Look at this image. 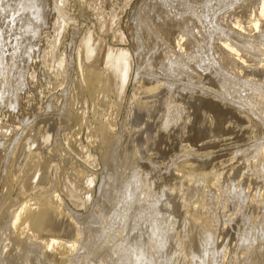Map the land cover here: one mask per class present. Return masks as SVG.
Listing matches in <instances>:
<instances>
[{"label": "bare ground", "instance_id": "bare-ground-1", "mask_svg": "<svg viewBox=\"0 0 264 264\" xmlns=\"http://www.w3.org/2000/svg\"><path fill=\"white\" fill-rule=\"evenodd\" d=\"M130 1L131 0H125L122 2L123 4L121 6L113 5L110 11H106L103 8V5L105 4H103L102 0H82V1L77 0V2H75L76 6H78L77 10H79L81 13L84 12L85 13V14L83 13L84 16H86L88 18V21H90L92 24V26L89 25L91 26L89 27V29H86L85 31H81V32H80L81 29H79L76 26V22L73 21V18H70V20H68V18H66V16L64 15L63 12H66V10H68L67 8L65 9V0H58L57 3L53 1L55 3L53 7V12L56 11L59 14V16H57L58 17L57 21L55 20L58 26L56 29L54 28L55 29L53 30L54 33L50 36V39L48 38L49 42L47 43V47L44 48V51L43 53H41L40 56L41 59L38 60L40 65L47 66L48 69V70L45 69L47 70V72L45 71L42 72V70L45 67H41L42 76L41 75L39 76H41L42 78H44L45 76L47 78L54 77L53 81L57 82V80L59 79L60 81L64 80L61 74L65 73L66 74V76H64L65 81L67 80L69 82L70 80H72L70 79L71 76L75 75V78L72 80L74 82L71 83L72 85L70 87V90L73 87V89L70 91L71 100L69 99L67 100L69 103L68 105L69 107L67 106L68 108L66 109L65 114H63L64 112L61 113L63 115L62 122L67 125V126L65 125L67 129L69 128V126L72 125L76 127L82 126V124L85 123L84 121L88 120L87 118L88 106H90L89 104H91L92 108L90 107L91 109H89V113L90 114L92 112L94 113L93 114L94 116L93 115H92L93 117L91 116L92 119L90 118L91 122L93 118L94 120L96 119L95 120L96 123L98 122L97 123L98 126L94 127L93 130L94 134L92 136L93 138H95V140H97L98 138V140L100 141L101 149L103 148L105 150V153L99 152V154L93 155L92 154L93 152L89 150L90 149L89 143L91 146L92 142L88 141L89 143L87 145L85 144L80 146V142H79L80 140H78V138L77 139L75 138L77 136H75L74 137L75 139L73 140L72 139L73 133L69 134V132H71L69 129H68L69 130L68 134L72 135V138L71 139L67 138V136L64 135V133L67 132L66 129H64L65 132L62 131V127L64 126L61 121L60 122L62 124L60 123L59 125L60 126L62 125V127H60L61 129H59L58 127L59 132L57 131L54 135H50L46 133L47 130L44 133L42 129L38 128V126H32L29 131L30 134L28 135V139L22 144L21 153L17 155L19 157L18 159L12 158L11 153L16 148L17 146L16 143L20 139L13 138V140L15 139L14 140L15 142L14 143L10 142L11 143L10 149L6 147L8 146L7 142L12 141V139L7 142H0V146H3L8 150V153L5 155L6 163L4 167L6 168L7 165H10L9 170L11 171V173L9 172L7 173V169H6L5 173L2 174V178H1L4 181V186L7 189H10L13 186L12 183L14 182V180H12L11 178L16 176L14 174H16L17 172L16 168L18 165L22 166V168L20 166L21 173H23V171L28 167L33 168L34 170L33 174L31 175L28 181L29 188L25 185V188L21 189L22 192L24 193L23 198L25 201L22 204H20L16 209H14L12 212H8L7 210H3L2 208H0V221L7 224L9 229L8 236L10 241L9 246H5L8 248L7 249L8 252L6 254L4 253L2 254L0 252V264H17L18 261L21 259L20 251H23L25 253L35 252L33 249H31L33 245L37 246L38 249L40 248L39 249L40 251L42 248V251L38 252V259L39 258L40 259L42 258L43 260L50 259L52 260V264L77 263L79 261H83L85 258L88 257V255H90L91 236L87 228L83 229V227H81L80 223L77 220V217L75 216V212L77 211L72 209L71 206L72 207L74 206V208L83 207L86 209L87 202L90 201L93 196H95V198L96 197L101 198L107 194V191L100 187L102 184L98 187L96 194L93 193L94 189L92 190L91 187H90L91 189L87 188L85 183L92 184L93 181L96 180L95 179L96 177L92 175L87 176V172L89 170L87 169L86 166L92 169L100 167L98 175L101 177L102 181H104L106 177L105 173L112 166L111 163V159L113 157L112 155L118 148V144L123 143V138L121 136L123 134V133L121 134L122 129L118 131L114 126L115 125L114 120H116V117H118L120 111L119 110L120 107L119 108H117L118 106L115 107V104L116 103L119 104V102L122 99V95L125 94L124 91H126L125 90L126 89L125 85L127 84L126 81L130 80L131 78L130 74L132 70L135 71L133 76V79L135 81L133 82V84H135V86L133 89L132 107H135L137 105L139 106V104L142 103L141 106L139 107H141V109L143 108L147 110L149 107L153 105V114H155L154 108L156 110L157 108L154 107V105L156 106L159 103V101H156V99L159 98L157 93L161 92V87L163 86L159 85L160 80L158 76L155 77L156 74L154 75L153 73L149 72L148 68L151 69L153 67H159L160 69L162 68L166 74L161 70L160 71L163 73V75L164 74L167 75L166 77L168 79V82H171L172 85H174L175 87H179L177 85V83L179 82L180 83L186 82L187 85L183 84V87L181 88L183 89V92L187 94L192 92L194 89L197 90V92L193 91L195 93L199 94L202 91L203 95L205 96H207L206 94L210 95V98L209 97L208 98L200 97L197 99L195 98L201 104L200 106H203V108L204 107L207 108L205 109L206 111L212 109L211 112H213V115L210 116V122L207 123L208 121L207 119V121L203 124L201 119H203L206 115L205 116L203 115L202 118L201 117L202 113H201L200 114L201 119H200L198 115L199 113L197 111H195L194 113H198V114L192 113V110L189 109L191 106L188 107V111L191 112L189 114H186L187 116L185 117L186 119L184 120V122L186 121L187 123H189L188 124L189 126L186 123H184L186 124V126H184V124L182 125L184 126L183 127L184 131L182 133L183 134L182 136L185 137V135H187L186 141L184 138H181V136H180V140L184 139V141L189 146L186 145V143H183L184 141L181 140L182 143L179 141L181 144H183L182 149L180 148L182 151L179 152L177 158L174 157V160L175 163L177 162L176 169L181 173V178H179L180 175H176L174 178H172L173 181H171V183L174 182L175 180H178L179 182L182 183L183 180L187 179L185 182H183L185 184H182V187L184 188L183 190H181L184 192L182 199H185L186 194H188L187 193L188 190H191L194 196L195 193L197 195H201L195 205L196 206L198 205L197 206L198 209L202 211L201 213L202 217L195 218V220H192L193 222H191V225L193 226L195 223L197 224L201 222L199 231L193 235L188 236L187 241H184L183 239H177L180 253L181 254L183 253V256L180 255V257L184 258L185 264H202L204 259H206V264H214L216 262L215 260L219 259L218 255H216L218 254L219 251L217 252L214 249L215 245L217 244L216 242L218 241V239L216 238V233L222 234L220 233L221 229L219 228L220 230H218L216 227L217 225L215 226V224H217L218 222L217 214L210 216L206 211H203V209L208 207L205 200L206 199L205 192H209L210 195L211 194L213 195L217 191V189L215 188L219 186L218 180L219 178H222L221 176L224 175L225 172L223 173V170L227 169L229 166H227L224 169H220V168L217 169L216 167L217 170L215 172L213 171L206 172L204 173L205 174L204 175L202 173H197V172L200 169V167H203V165L205 166L208 165L209 161L204 162L206 161V159L203 160L202 162L198 160L191 165H189L188 162H190L193 158V154L190 151H194L193 149H196V147L200 145L198 143L201 142L202 140L201 138L203 137V135L208 134V132L216 134V136L218 135L222 138L225 133L231 136L230 140H227V142L225 143L221 142L220 146L226 143L241 144L247 142L252 144L254 138L252 139L251 138L252 136L250 134L256 132L258 133L264 128V122H262V125L256 121H253L251 123L250 122L251 118L247 115L248 113L247 114L245 113L246 115L241 113L240 110L238 109L239 107L233 105L232 102H230L227 99L229 92L225 91L224 94L226 95L227 93V96H225L224 94L222 95L217 94L215 92V90L217 89H214L213 92L212 89L215 88L214 86L210 90L211 92L207 91L209 90V87L212 86L211 83L209 84L210 86L207 85L209 86L208 88H206L207 86H204L206 81L209 80V82L212 81V84H214L217 81L218 83H220L219 84L220 86L218 87L224 88L225 84L221 82L223 80L225 82H229L231 84H234L235 86L240 87L241 89H243V91L247 92V90H251L252 92L253 91L258 92V94H260L259 100L263 101L264 103V85L259 84L258 80L256 81L255 78L254 79L250 78L251 80L247 78L245 80L244 77L248 75L257 76L260 75L261 72H264L263 71L264 70V0H180V5L178 6L173 5L174 0H160L161 1L160 3L164 7L163 9L166 10L165 12L166 17L165 16L164 17L160 16L161 18L157 17L156 22H153L152 18L150 20V16L153 12L152 11L153 8L150 4L152 3V1L148 3L150 4V7L144 5L145 7L141 8V6L139 5L140 9H138L137 7L138 11L137 13H135L134 16H132L134 17L132 19L133 21L131 20L135 24V31H136L134 36L135 38L134 40H132V42L135 41L136 44H138L137 46L139 50L137 53L135 52V54L132 53V51L130 50V48H128V45L126 44L127 37L124 32L123 26L121 25V19H122L121 17L123 16L124 12L128 10L127 8L129 7ZM59 2H61V4L63 3L64 5L61 7L58 4ZM47 3L45 0H0V34L2 29L4 28L7 29L6 37L1 38L0 36V62L3 63V65L0 66V108L3 105H6L10 108L16 107L18 91L20 88L22 89L24 87L23 82L26 80L25 77H26V73L28 72L27 69L30 67L29 66L30 61H32V57L34 54L33 51L34 50L36 51L37 49V51L39 52L40 49L39 42H40L41 30L44 27H46V22H47L46 21L47 13H48ZM245 5H246L245 8L247 9H248L247 5L248 6L251 5L253 7H251L250 11L248 12L249 13L248 20L242 21L239 15H237L238 14L237 11L241 7L244 8ZM157 6L158 4L156 5V7ZM132 8L130 9V11L133 10ZM130 13L132 14L133 12ZM223 14L225 15L228 14L230 20L224 22L223 18L221 17V15ZM80 15L79 18L81 19L82 17H80ZM153 16L156 17L159 15H153ZM223 17L225 16L223 15ZM60 19H62V21H59ZM55 22L53 25H56ZM145 24L146 26L148 25L149 32L151 33V35L154 36L152 37L155 41L154 46L156 50L157 51L161 50V52H164L163 53L164 59L161 63L159 61L158 62L156 61V58L159 55V54L156 55L155 52L157 51L155 52L152 51L151 53L155 55L154 57L155 59L152 61V63L148 64L147 60L149 59L151 53L149 52L148 46L145 43L140 42V38L144 36L143 28ZM62 28L63 30H61ZM78 38L80 40V43L78 46H76L75 49L76 51H74L72 49L73 47H75L73 45V42L75 43ZM113 40L117 41L119 43V46L113 45ZM68 43H70L69 46L71 45L70 48H67ZM53 58L54 60H52ZM197 69L199 70L198 72ZM55 71L57 72L54 73ZM150 76L152 79L150 80V82L153 83L154 80V83L158 84V86L149 87L148 84L150 82H148V84L145 85L144 80L146 81V77L150 78ZM149 78L147 79V81L149 80ZM156 80L158 83H156ZM68 82L65 83L66 84L65 86L69 84ZM123 82H125L126 84L124 85ZM209 82L207 81V83ZM165 87L169 89L168 91L170 92L171 95L167 94L169 98L164 99V101L167 100L166 102L162 100L164 103H166L165 104L166 106L165 105L163 106L161 103V105L163 106L161 107L163 109L165 108V115H163V117L161 115L162 122L160 124V128H159L160 130L158 128H155L158 125L157 124L158 122L155 121H157L158 119H155L154 121L155 126H153V130L151 132L155 131L154 129H157L158 131H156L157 134L155 132L156 137L153 136L154 138H156V141L154 142L155 143L154 147L148 150L149 152L152 151L151 153H153V151H156V153H162V152L166 153L165 151L167 150L161 151L160 149V146L163 145V139H164L163 135H165L164 134L165 131L163 129H165L166 132L169 133V135L171 136L170 139L173 138L172 136H174L175 138L176 134L172 135L174 132L173 133L172 131L168 132L169 127L171 126H169L168 129L166 128V125L164 124L165 119L171 117V119H173L175 122L176 121L181 122V120L183 119L182 117L184 116V111H182L183 108L180 111L176 110V108L179 107L180 105L178 106L174 100L176 98V97L174 98L176 94L174 92L175 91L174 88H169L167 86ZM167 89H165V91ZM205 90L207 91L206 94L204 93L206 92ZM65 92L67 93V91ZM65 92L63 91L62 94H64ZM180 92L178 95L182 94V93L180 94ZM201 93L199 96H201ZM58 94L60 95V93ZM144 94L146 95L145 99H143L142 101V99L140 98L141 100H139L140 95L144 96ZM187 94L185 95L182 94V96L180 97L183 96L185 97ZM198 94L195 95L198 96ZM62 97L64 99L65 95ZM191 98L192 100L194 99L193 97H190V99ZM152 100H155V102L153 101V104H152ZM179 103H180V99H179ZM189 103L190 102H188V104ZM191 103L193 104L192 101ZM197 104L198 103H196L195 105ZM79 105L81 107L78 109ZM119 105L121 106V103ZM45 106L43 105V107ZM97 106L100 108H98ZM75 107H77L76 108L77 110L74 109ZM96 107L98 109H102V112L100 110H99L100 112L97 111ZM47 108L49 109V107ZM200 108H197L196 110ZM191 109H195V108L192 107ZM175 110L179 112L178 116H175L176 114ZM185 110L187 111V109ZM201 111L202 110L200 109L199 112ZM139 112L140 111L138 110L137 113ZM145 112H146L145 110L141 111L142 114H146ZM151 112L149 114H152ZM202 112L208 114L204 110ZM157 113L159 114V112ZM261 113L264 115V109L261 111ZM97 115H101V116L103 115L102 119L100 116L98 118H95L97 117ZM61 116L59 117L61 118ZM124 116L126 115L124 114ZM139 116L141 117V114ZM109 117L112 118L114 117V120L112 118L108 119ZM153 117L156 116L154 115ZM153 117H149V118L153 119ZM106 118L109 120L108 122L104 121ZM207 118H209V116ZM262 118L264 119V116H262ZM141 119H143V117ZM227 119H229L228 120V123L230 122L229 124L231 123L233 124V127L231 126L232 128L225 127L227 121L226 123L224 121ZM112 120L114 123L112 122ZM146 120H147L146 118L143 119V121L147 123ZM203 120L205 121V119ZM88 121L87 124H89ZM123 123L125 124V121ZM143 123L141 124L144 127ZM146 123L145 126L147 125ZM247 123L251 125L250 128L251 127L253 128L249 129V127H247L249 125H246ZM175 124L177 126V123ZM88 126H90V124L85 127L87 128ZM245 126L248 129L244 128ZM76 127H73L72 130L74 131ZM178 127H180L179 124ZM89 128L92 129L93 127L91 126ZM146 128L144 127L141 129L147 130ZM79 129L81 131V127ZM133 130L134 129L132 128V131ZM144 130L143 132L142 131L141 132L144 133L145 132ZM178 132L179 130H177V133ZM49 133L51 132L49 131ZM161 133L163 134L162 136L160 135ZM227 134L224 136L226 137ZM145 135H143V137ZM149 135L150 134H148L147 136ZM138 136H140V134H138ZM151 137L152 136L150 135V137L148 138ZM174 138L172 140L173 142L175 140V144H177L176 141L179 139V137L175 139ZM206 138L207 136H205L204 139L207 142H209ZM212 138H214V136ZM222 138H220V141L222 140ZM151 139H147L149 140L148 142H150ZM143 140L144 142H146L144 138ZM216 140L220 142L219 139ZM168 141H170L169 138ZM50 142H52V144H55L56 147L54 146L53 148L52 147L53 145H51L50 146L51 148L50 147L48 148L47 145L50 144ZM152 142L153 140L150 142V145ZM214 142L216 143V141ZM142 144H145L147 146V142L146 143L142 142ZM38 145L45 146L44 151H43V146L38 147ZM167 145L163 147H169V145L168 146ZM35 146L37 147L34 149ZM41 147L42 150L40 149ZM191 147H193V149ZM203 148L204 147H202L201 150L204 151ZM33 150L35 152L34 154L29 153ZM181 153H183V155H181ZM263 153L264 151L262 152V154ZM195 154L196 153H194V155ZM197 154L195 156V159L196 158L198 159L199 157V159L202 160L204 159L203 157H206L207 159L211 158L210 156H212L213 153L212 152L210 154L206 153L207 155H203L202 153H200L198 154L199 155L198 157ZM200 155H203V157H200ZM189 156L191 160L188 161L187 159ZM78 157L80 158L81 164L76 159ZM19 159H21L20 164L18 163ZM216 159L217 158H215L214 160ZM32 162L34 165L31 167ZM170 162L166 165L167 168L170 167ZM161 164L163 163L161 162ZM81 166L83 169L80 168ZM234 169L236 170V168ZM52 171L54 172L53 177L50 176V172ZM92 171H94L93 172L94 174H97L95 170ZM185 175L186 176L189 175V177H186ZM184 177L186 178L184 179ZM208 178L212 179L214 190L211 189L213 188L211 187L212 185L210 186L211 188H209L207 191L206 188L205 190L202 189V185H204L206 180H209ZM13 179H15V177ZM165 179H166L165 184L167 185V187L164 188L163 195L170 200V197L172 196V194L174 195L176 191H174L175 187L168 188V185L170 184L169 178L165 177ZM37 181H38L37 184L39 185H41L44 182H48L50 192H45L44 190L40 191L37 187L33 188L35 189L34 190L35 193L31 192L30 191L32 190L31 187H33L34 182ZM187 182H189L191 185L189 186L186 185L188 184ZM132 183L133 182L131 180L124 181V183L119 189L117 196L119 199V203L121 205L120 206L121 209L123 207L129 208L132 203V199L134 198L136 192L134 185ZM152 184H154V182L151 183V185ZM178 184L181 185L180 183ZM171 185L172 184H170V186ZM143 188L145 187H142L140 191ZM64 190L66 192L64 194L65 196H63L62 194ZM28 192L29 195L31 196L27 199ZM218 192H219V196L217 195V198L219 200L222 197L220 196L219 190ZM256 196L255 195L251 196L248 190L244 189L241 184L237 183L232 186V190L229 192L228 199L233 203V205L235 203V205L239 207V211L236 212V214L241 212L245 206L248 205L252 206L253 203H255L258 206V208H262V210L264 211V200L262 199V196L259 195L258 197ZM213 197L216 198V196ZM66 202L67 204H71V206L70 205L68 206ZM186 204L187 202L183 200V205L185 206V208H186ZM148 208L151 213V217L155 218L153 220L154 222L153 231L158 233L160 231L162 232L165 231L167 232V234H171V229L169 226L170 224L168 225V223H166L161 225L162 218L159 217L161 213L158 210V204L155 205L153 203V206H150L149 204ZM91 210L92 212L97 213L100 210V208L98 204L94 203V205L91 207ZM249 210L251 209L249 208ZM62 211H66V217L68 218V222L65 220L63 221V219L61 218L60 219L58 218L60 217V215H62ZM84 214L85 213H82V216H85ZM262 216L263 217H261V219L262 218L264 219V215ZM124 222H125V215L119 211L114 212V214L111 216V219L109 220V223L104 227L105 235H109V234L113 235L115 231H118L119 229L122 228ZM251 222L253 225L255 224L254 218L251 220ZM142 225L144 228L145 224ZM73 226L75 227L74 229L72 228ZM161 226L163 228L162 230L160 229ZM67 228H70V234H69L70 237L65 236L66 234H68ZM259 230L260 233H258V238L260 239L261 236L262 237L264 236V227H262ZM249 237L251 238V235ZM239 241L241 243L245 242L244 239H242V241L240 239ZM37 247H35V249ZM252 254L248 255L249 258L252 257ZM262 254H264V250L259 251L258 255H256L257 257L256 261L258 264H264V261L262 260L264 255ZM215 255L217 256V258L214 260ZM23 257H26L25 260L29 259L28 255H23ZM225 257L226 254L224 253L223 259H225ZM162 261L166 263L165 256H163ZM174 264H176V262Z\"/></svg>", "mask_w": 264, "mask_h": 264}, {"label": "rangeland", "instance_id": "rangeland-1", "mask_svg": "<svg viewBox=\"0 0 264 264\" xmlns=\"http://www.w3.org/2000/svg\"><path fill=\"white\" fill-rule=\"evenodd\" d=\"M45 1H46V3L48 2L47 3L48 13H47L46 27H44L41 30L40 42H39V46H40L39 52L37 51V49H36L37 52L35 50L33 51L34 54L32 57V61H30V64H29L30 67L27 69L28 72L26 71L27 72L26 77H25L26 80L23 82L25 88L23 87L22 89L21 88L19 89L18 96H17L18 97L17 103H16L15 108H10L6 105H3L0 108V142H7V141L12 139V141L7 142L8 146L6 148L10 149L11 148L10 142L14 143L15 139H20L16 143V145H17L16 148L11 153V157L16 158V159L19 158L17 155L21 153L22 144L28 139V135L30 134L29 131H30L32 126H38V128L42 129V131L44 133L47 130L46 133H48L50 135H54L59 129H61L60 127H62V125L61 126L59 125L62 122V117H63V115L61 113L64 112L63 114H65L66 109L69 107L68 106L69 103L67 100L68 99L71 100V98H70L71 92L70 91L73 89V87L71 88V90H70V87L72 85L71 83L74 82L72 80L75 78V75L71 76L70 79H72V80H70L68 78L70 80L69 82L67 80L65 81V77H64V76H66L65 73H64L65 75L61 74L62 77L64 78V80L60 81V79H59V80H57V82L53 81L54 77L53 78L52 77L47 78L46 76L44 78L41 77L42 76L41 75V67H45L42 70V72L43 71L47 72L48 69H47V66L40 65L38 60L41 59V57H40L41 53H43L44 48L47 47V43L49 42L50 36L54 33L53 30H55L58 26L57 23L55 22V20L57 21V19H58L57 16H59V14L56 11H54L55 13L53 12L54 4L57 3L58 0H45ZM79 1H82V0H79ZM102 1H103V4H105V5H103V8L106 11H110L113 5L121 6L123 4L122 2L125 0H102ZM151 1H152V3H150V4L153 8L152 14L153 15H159V16L155 17L151 14L150 20L152 18L153 22H156L157 17H160V16L166 17V13H165L166 10L163 9L164 7L160 3L161 2L160 0H157L158 2L156 0H131L129 7L127 8L128 10H126L124 12L123 16L121 17L122 19L120 18L121 19V25L123 26L124 32H125L126 37H127L126 44L128 45V48H130V50L132 51L133 54H135V52L137 53L139 50H138V46H137L138 44H136L135 41L132 42V40H134V38H135L134 36L136 33L135 24L132 22L133 21L132 19L134 17H132V16H134L135 13H137L138 9H140L139 8L140 6H141V8L145 7V6L150 7V4H148V3ZM75 2H77V0L76 1L75 0H65V9L67 8L69 11L66 10V12H63V13L66 16V18H68V20H70V18H73V21L76 22V26L79 29H81L80 32L85 31L86 29H89V27H91L92 24L90 21H88V18L86 16H84V14H85L84 12H83L84 13L83 14L79 10H77L78 6H76ZM104 2H106V3H104ZM156 3L158 4L157 7H156V5H157ZM58 4L61 7L64 5L63 3L61 4V2H59ZM68 4H69V6H68ZM66 5H67V7H66ZM173 5H175V6L180 5V0H174ZM252 5H254V4H252ZM70 6H72V7H70ZM132 7H134V8H132ZM137 7H138V9H137ZM245 7H246V5L244 6V8L241 7L237 11V13H238L237 15H239V17L241 18L242 21L248 20V16H249L248 12L250 11L251 7H253V6L247 5L249 10ZM131 8L134 11L133 10L130 11ZM130 12H133V13L131 14ZM54 14H56V15H54ZM244 14H246V15H244ZM60 15H61V13H60ZM79 15H80V17H82L81 19L79 18ZM223 15L225 17H223ZM223 15H221V17L223 18L224 22H227L230 20V17L228 14H226V15L223 14ZM154 18H155V20H154ZM128 19H130V20H128ZM59 21H62V19H60ZM54 22L56 23V25H53ZM89 25H91V26H89ZM61 30H63V28ZM6 34H7V29H5V28L2 29L1 34H0L1 38H5ZM143 34H144V36L142 38H140V42L145 43L148 46L150 53L152 51H154V52L157 51L155 46H154L155 45V43H154L155 41L153 39L154 36L151 35V33L149 32L148 25L146 26V24L143 28ZM130 38H133V39H130ZM79 43H80L79 38L76 40L75 43L73 42V45L75 47H73L72 49L74 51H76L75 50L76 46H78ZM69 44L70 43H68L67 48L71 47V45L69 46ZM113 45L119 46V43L117 41L113 40ZM155 53H156V55L159 54L158 57L156 58V61L157 62L159 61L161 63L164 59L163 58L164 52H161V50H158ZM161 53L163 54V56ZM154 57H155V55L151 53L149 59L147 60L148 64L152 63V61L155 59ZM36 59H37V61H36ZM52 60H54V58ZM1 65H3V63L0 62V66ZM146 68H148V67H146ZM45 69H47V70H45ZM148 70H149V72L153 73L154 75L156 74L155 77L158 76V78L160 80L159 85L163 86V87H161L162 94H161V92L157 93V95L160 99L159 98L156 99V101H159V103L158 104L156 103L157 104L156 106L154 105V107L157 108V110L154 108L155 114H153V105L151 107H149L147 110L143 109V108L141 109V107H139V106H141L142 103H140L139 106L137 105L138 107L137 106L132 107V105H133L132 104L133 103V101H132L133 97L132 96H133V89L135 86V84H133V82H135L133 79L135 71L132 70V72L130 74V77H131L130 80L126 81L127 84L125 82H123L124 85L126 84L125 85L126 91H124L125 94L122 95V99L119 102V104L121 103V106L118 103L115 104V107H117V106H118L117 108L120 107L119 108V110H120L119 115H118V117H116V120H114V117L108 118V119L112 118L115 122L114 123L112 120V122L115 124L114 126L116 127V130L120 131L122 129L121 134L123 133L121 135L123 138V143L118 144V148L116 149V151L112 155L113 156L111 159L112 166L105 173L106 177H105L104 181H102L101 177L98 175L100 167L92 169V168L86 166L87 169L89 170L87 172V176L92 175V176L96 177L95 178L96 180L94 179L95 181H93L92 184L85 183L87 188L91 187L92 190L94 189L93 193L96 194L98 187L102 184L100 187L103 188L104 190H106L107 194L101 198H99V197L95 198V196H93L92 199L87 202V208H86L87 210L83 207L74 208V206L72 207L71 204H67V202H66V204L68 206L70 205L72 209L77 211V212H75V216L77 217L78 222L80 223L81 227H83V229L84 228L88 229L89 234L91 236L90 255H88V257L85 258L83 261H79L77 263H72V264H174L175 262H176V264H185L184 258L180 257V255L183 256V253L182 254L180 253V249L178 247V240L177 239H183L184 241H187L188 236L197 233L199 231L201 222L197 223V224L195 223L194 226L191 225V222H193L192 220H195V218L202 217V215H201L202 211L198 209V207H197L198 205L197 206L195 205L201 195H197L195 193V196H194V194H192L193 192L191 190H188L187 193L189 195L186 194L185 199H182V196L184 193L183 191H181L184 189L182 187V184H185L183 182H185L187 180L185 178L189 177V175H187V176L185 175L186 176V177H184L185 180L182 179L183 180L182 183L179 182L178 180H175L177 184L180 183L181 185H179V184L177 185L175 183V181L171 183V181H173L172 178H174L176 175H180L179 178H181V173L179 171H177V169H176V167H177L176 163L177 162L175 163L174 157L177 158L179 152L182 151L181 149H182L183 144H181L182 139L180 140V136H181V138H184L186 141L187 135H185V137H183L182 133L184 131L183 127L186 126V124L187 125L189 124L186 121L184 122V120L186 119L185 117L187 116L186 114H189L191 112V111L190 112L188 111V107L191 106L189 109L192 110V113L197 111L199 114L198 113H194V114H198L199 118H200L201 113H202L201 114L202 118H203V115L204 116L206 115L203 118V119H205V121L200 118L203 124L207 121V119H208L207 123L210 122V116L213 115V112H211L212 109L209 110V108H208V110L210 112L206 111L205 109H207V108L206 107L203 108V106H200L201 104L196 99L200 98V97H205V98L209 97L210 98V95L206 94V93H207V91H210L212 89V87L214 86L215 88H213L212 91L214 89H217V90H215V92L217 94L222 95L225 93V91L229 92L227 99L230 102H232L233 105H236L237 107H239L238 109L240 110L241 113H243V114L248 113L247 115L251 118V120H250L251 123L253 121H256L262 125V122H264V119L262 118V116H264V115L261 113V111L264 109V103H263V101L259 100L260 94H258V92H254V91L252 92L251 90H247V92L243 91V89H241L240 87L235 86L234 84H231L229 82H225L223 80L221 82H223V84H225V86H224V88L223 87L220 88V87H218V86H220L219 85L220 83H218L217 81L216 82L214 81L215 83L213 82L214 84H212V81L209 82V80H207L209 83H207V81H206L205 84L203 83L204 86H207L210 83L212 85L211 87H209L210 85L206 87V88L209 87V90L206 89L207 91L205 90L206 92H204L207 96L203 95L202 91H201L202 93L200 92L201 96H199L200 93L198 94V93L193 92V91L197 92V90H194V89L192 92L188 93L189 94L188 95L187 93L183 92V89L181 88V87H183V84L187 85L186 82H181V83L179 82V83H177V85L179 87H175L174 85H172L171 82H168V79L166 77L167 75H165L166 73L163 71L162 68L160 69L159 67H153L151 69L148 68ZM160 70L162 72H164L165 74L163 75V73ZM198 71L199 70L197 69V72ZM56 72L57 71H55L54 73H56ZM39 75H41V76H39ZM244 77H245V80L247 78H249V80L255 78L256 81L258 80L259 84L264 85V72H261L260 75H257V76L248 75V76H244ZM148 78L149 77H146V81ZM150 80H152L151 76H150L149 80L147 81V83L144 80L145 85L148 84V82H150ZM67 82L69 83V84H67L68 87L65 86L66 85L65 83H67ZM156 83H158L157 80H156ZM58 84L59 85L61 84V85L59 86ZM215 84H216V86H215ZM148 85H149V87L158 86V84L154 83V80H153V83L150 82ZM165 86H167L169 88H174V90H175L174 92L177 94V95L175 94L174 98L175 97L176 98L174 100L178 106L180 105L179 107L176 108V110L180 111L183 108L182 111H184V116L182 115L183 119L181 120V122H178V121L175 122L173 119H171V117H169L168 119H165V121H164V124L166 125L167 129L169 126H171V127H169L168 132L172 131V133L173 132L174 133L173 134L170 133V134H172V135L176 134L179 137L178 140L176 139L177 144H175V140H174V142L172 140L174 138V136H172L173 138L170 139L171 136L169 135V133H167L166 130L163 129L165 131V133H164L165 135H163L162 133L160 134L161 136L163 135V137H164L163 145L160 146V149H161V151H164V150H167V151H165L166 153H164V152L156 153V151H153V153H151L152 151L149 152L148 150L154 147V144H155L154 142L156 141V138H154L153 136H155L157 134L156 131H158V130L154 129L155 130V131H153L154 133L151 131L153 130V126H155V122H158L157 123L158 125L156 124L157 126L155 128H158V129L160 128V124L162 122L161 115H162V117H163V115H165V108L163 109L162 107L166 104L164 102L167 101V100L164 101V99L169 98L168 95H171L170 92L168 91L169 89H167ZM165 89H167V90L165 91ZM177 89H179V90H177ZM180 89H181V92H180ZM204 89H205V87H204ZM219 89H221V90H219ZM63 91L64 92L67 91V93L68 92L69 93L67 94L65 92L64 94H62ZM163 92H164V94H163ZM179 92H180V94L182 93L183 95H185V94H187V95L185 97L184 96L180 97V96H182V94L178 95ZM58 93H60V95ZM248 93H249V95H248ZM195 94L196 95L198 94V96H196ZM57 95H59V96H57ZM64 95H65V97L63 99L62 96H64ZM225 96H227V93ZM145 97H146L145 94H144V96L140 95L139 100L142 99V101H143V99H145ZM190 97H193L194 99L195 98L196 99L192 100V98L190 99ZM179 99H180V103H179ZM207 100H209V99H207ZM142 101H140V102H142ZM153 101L155 102V100H152V104H153ZM191 101L193 102L194 105L191 103ZM194 101H196V102H194ZM188 102H190L191 105H190V103L188 104ZM161 103L163 106L161 105ZM196 103H198V104L195 105ZM43 105L44 106L46 105V106L43 107ZM65 105H66V107H65ZM89 105L90 106H88V113H87V116H88L87 118L89 121L87 119L86 120L88 121L90 126H88L86 128L85 126H87L89 124H87V121H84L86 124L83 122L85 125L82 124V126H80L81 131L79 129L80 127H78V126L76 127V126L72 125V126H69V128H68L71 131V132H69L67 127H65L66 124L62 122L63 126H64V127H62V131L65 132L64 129H66L67 132H65V133L63 132V133H64V135L67 136V138L71 139L72 135H73V138H72L73 140L75 138L76 139L78 138V140H80L79 141L80 146L85 145V144L87 145L89 142H92L91 146L89 143V148H90L89 150H91V152H93L92 153L93 155L99 154V152L105 153V150L103 148L101 149L100 141L98 140V138H97V140H95V138H93V136H92L94 134V131H93L94 127L98 126V124H97L98 122L96 123V121H95L96 119L94 120V118L91 122V119L94 116L93 115L94 113L92 111H91L92 112L91 114L89 113V109L92 108L91 104H89ZM158 106H160V107H158ZM199 106L202 108H200ZM47 107H49V109ZM80 107L81 106L79 105L78 109ZM97 107H96L97 111L100 110L102 112V109H98L100 107H98V108ZM129 107L132 108L133 110L130 109ZM136 107L140 108V109H137ZM192 107L195 109H191ZM76 108L77 107H75L74 109H76ZM184 108L187 109V111ZM197 108H200L202 111L204 110L209 115L205 114L202 111L199 112L200 109L196 110ZM63 109H65V110H63ZM150 109L152 110V112ZM138 110L140 111L139 113H137ZM144 110L146 111L145 112L146 114H142L143 112L141 113V111H144ZM149 110L152 114H149L150 113ZM157 112H159V114ZM178 113L179 112L176 111L175 116H178L179 115ZM124 114L126 116H124ZM138 114L139 115L141 114V117ZM154 115L156 117H153ZM173 115H174V113H173ZM59 116H61V118ZM99 116L102 119L103 115L102 116L97 115V117H95V118H98ZM208 116H209V118H207ZM142 117H143V119H145V118L147 119L146 120L147 123L145 121H143V119H141ZM149 117H153V119L149 118ZM124 118H126V119H124ZM136 118H138V119H136ZM106 119L104 121L108 122L109 120L108 119L106 120ZM155 119H158V120L155 121ZM228 120L229 119L224 121L225 123L227 121V123L225 124L226 125L225 127L226 128H232L233 124L232 123H231L232 125L229 124L230 122L228 123ZM124 121H125V124L123 123ZM149 121L152 123H150ZM48 122H50V123H48ZM120 122H122V123H120ZM136 122H137V124H136ZM148 122H149V124H148ZM153 122H154V124H153ZM171 122L174 124H172ZM46 123H48L50 125H48ZM141 123H143L145 128L147 127L146 128L147 130L141 129V128H144ZM145 123L148 126L147 125L145 126ZM175 123H177V126ZM184 123H186V124H184ZM249 123L246 124V125H249L247 127H249V129L253 128V127L250 128L251 125ZM92 124L95 126H93ZM127 124H129V125H127ZM178 124L182 128L178 127ZM183 124H184V126H182ZM227 125L228 126L230 125V126L228 127ZM91 126L93 127L92 129L89 128ZM239 126H240V124H239ZM58 127H59V129H58ZM73 127H76L74 129V131L72 130ZM173 127L175 130L173 129ZM247 127L245 126L244 128L248 129ZM132 128L134 129L133 131H132ZM90 129H91V132H90ZM143 130L146 132V135H145V132L142 133ZM177 130H179L178 133H177ZM6 131H8V132H6ZM49 131L51 133H49ZM68 132H69V134H72V133L73 134L69 135ZM76 132L78 135L76 134ZM147 132H148V134H150L152 136L151 137L152 139L148 138V137H150V135L147 136L148 135ZM155 132H156V134H155ZM90 133H91V135H90ZM152 133H153V135H152ZM180 133H181V135H180ZM256 133L250 134L252 136V137L251 136L250 137L252 139L254 138V141L252 144L245 142V143H241V144L240 143H235V144L230 143L231 144L230 145V144L226 143V144H222L220 146L221 142H224V143L227 142V140L231 139V136L229 134L225 133L224 135L227 134V136L225 137L223 135V138H224L223 139L222 137H220L218 135L216 136V134L208 132V134L203 135V137L201 138L202 139L201 142L198 143V144H200V145H198V147L200 146L199 147L200 150L202 149V147H204L203 148L204 151L203 150L200 151L198 147H196V149H193V147H191L194 150V151H190L193 154V158H192L193 161L190 159V156H192V155H190L187 159L188 161L189 160L192 161V163H191V161L188 162L189 165L194 164L198 160H200L201 162L205 159H206V161H204V162L209 161L208 165H206V166L203 165V167H200V169L198 170L197 173H202V174H204L206 172H210V171L215 172L219 168L224 169L227 166H229L227 169L223 170V173L224 172L225 173L223 176H221L222 178H219V180H218L219 186L215 188V189H217V191L216 192L214 191L215 193L213 195L212 194L210 195L209 192H205L206 193L205 194V198H206L205 200H206V204L208 205V207L203 209V211H206L208 213V215H210V216L217 214V218H218L217 220H218V222L219 221L220 222L219 223L217 222V224H215V226L217 225L216 226L217 229L218 230L221 229L220 233H222V234L216 233V238L218 239V241L216 242L217 247L215 245L214 249L217 252L219 251L218 254H216V255H218L219 259H216L217 256L215 255L214 260L216 259L215 260L216 262L214 261L215 262L214 264H217V263L218 264H222V263L223 264H258L256 261V258H257L256 255H258L259 251L264 250V236L263 237L261 236L260 239L258 238V233H260L259 229L264 227V219L263 218L261 219V217H263L262 215H264V211L262 210V208H258V206L255 203H253L254 205L252 204V206L251 205L245 206L246 208L244 207V209L241 212L236 214V212L239 211V207H237V205H235V203L233 205V203L231 201H229V199H228L229 198V192L232 190V186L234 184L239 183L243 186L244 189L249 191V194H251V196L257 195L256 197H258V195H259V196H262V199L264 200V155H263L264 153L262 154V152L264 151V128H263V130L258 132L259 134L258 133L256 134ZM138 134H140V136H138ZM141 134H143L145 136L143 137V135H141ZM176 135H175V138H178ZM75 136H77V137H75ZM90 136H92V137H90ZM205 136H207L206 139L209 142H207L204 139ZM213 136H214V138H212ZM145 137H147V138H145ZM157 137H158V135H157ZM218 137L222 138V140L220 141V138H218ZM13 138H15V139L13 140ZM135 138H137V139H135ZM143 138L147 142V146L145 144H142V142L146 143V142H144ZM168 138L170 141H168ZM215 138L219 139L220 142H218ZM226 138H229V139H226ZM133 139H134V141H133ZM147 139H151V141L153 140L151 145H150L151 141L148 142L149 140H147ZM158 139H159V137H158ZM184 139L182 141H184ZM203 140H205V141H203ZM213 140L216 141V143ZM185 141L183 143H186ZM79 142H78V144H79ZM136 142H138V143H136ZM165 144L166 145L168 144L169 147H163V146H166ZM51 145H53L52 147L54 148L55 144H52V142H50V144H48L47 147L49 148ZM180 145H181V147H180ZM186 145H188V144L186 143ZM40 146H43V145H38V147H40ZM36 147L37 146H35L34 149ZM6 148H4L3 146H0V208H2L3 210H7L8 212H12L14 209H16L20 204H22L25 201L23 198L24 193L22 192L21 189L22 188L24 189L25 185L29 188L28 181H29V178L31 177V175L33 174L34 170H33V168L28 167L23 171V173H21L22 166L20 165L21 166V168H20V166L18 165L16 168L17 172H16V174H14V175H16V176H14L15 179H13L14 177L11 178L12 180H14V182L12 183L13 186L10 189H7L4 186V181L1 179L2 174L5 173L6 169H7V173L8 172L11 173V171L9 170L10 165H7L8 168L4 167L5 163H6L5 155L8 153V150ZM44 148H45V146H43V151H44ZM40 149L42 150V147ZM171 151H172V153H171ZM217 151H219V152H217ZM211 152L213 154L210 157L212 158L213 161L211 160V158L207 159L206 157H203V155H207L208 153L210 154ZM29 153L34 154L35 152L33 150ZM29 153H27V154H29ZM194 153H196V154L202 153L203 155H200V157H203L204 159H202V160L199 159L198 154H197L198 159L197 158L195 159L196 154L194 155ZM215 153H218V154H215ZM169 154H170V156H169ZM181 155H183V153H181ZM215 158H217V159L214 160ZM76 159H77V161H79V163L81 162L79 157ZM19 160H18V163L20 164L21 159H19ZM167 161H169V162L171 161L169 168L166 167V165L169 163ZM161 162L163 164H161ZM31 164H32L31 165V167H32L34 164H33V162ZM212 166L215 168V170ZM216 167H217V169H216ZM80 168L83 169L82 166ZM234 168H236V170ZM92 170H95L97 172V174H94L93 173L94 171H92ZM204 170H205V172H204ZM90 172H92V173H90ZM95 175H97V176H95ZM50 176L51 177L54 176L53 171L50 172ZM165 177L169 178V183L172 184L171 186L169 184L168 188L175 187L174 191H176L174 193V195L172 194V196L170 197V200L167 199V197L163 195L164 188L167 187V185L165 184L166 183ZM127 180H131L133 182L132 184L134 185L136 192H135L134 198L132 199V203H131L130 207L129 208L123 207L121 209L120 208L121 205L119 203V199H118L117 194L119 192L120 187L124 183V181H127ZM153 182H154V184L151 185V183H153ZM206 182L204 183V185H202V189L205 190V188H206V191H207L209 188L213 187V181H212V179H209V180H206ZM37 183H38V181L34 182L33 187H31L33 191L30 190L31 192L35 193V191H34L35 189H33L34 187L35 188L37 187L40 191L44 190L45 192H50L48 182H44L41 185H39ZM187 183L188 184H186V185H188V186L191 185L189 182H187ZM208 183H211V184H208ZM179 186H180V189H179ZM142 187H145V188H143L140 191V189ZM211 189L214 190V187ZM218 190L220 191V196L222 197L219 200L217 198V195L219 196ZM169 191H172V190H169ZM221 192H222V195H221ZM65 193L66 192L64 190L62 192L63 196H65L64 195ZM30 196L31 195H29V192H28L27 199ZM213 196H216V198H214ZM62 199H63V197H62ZM213 199L215 202L213 201ZM183 200H185L187 202L186 208L183 205ZM230 202H231V204H230ZM94 203L98 204V206L100 208V210L97 213H94L91 210V207L94 205ZM153 203L155 205L158 204V210L161 213L159 217L162 218L161 219V221H162L161 225L166 224V223H168V225L170 224L169 226L171 229V234H167V232H165V231H163V232L160 231L159 233L153 231V225H154L153 220L155 218L151 217V213H150L149 208H148V205L150 204V206H153ZM80 208H82V209H80ZM249 208L251 210H249ZM259 209H261V210H259ZM116 211L122 212L125 215V222L123 223L122 228L119 229L118 231H115V233L113 235L112 234L105 235L104 227L109 223L111 216ZM82 213H85L84 214L85 216H82ZM86 214H88V215H86ZM79 215H81V216H79ZM170 215H172V216H170ZM126 217H127V219H126ZM186 217H188V218H186ZM58 218L59 219L61 218V219H63V221L65 220L68 222V218L66 217V211H62V215H60V217H58ZM253 218L255 220L254 225L251 222V220ZM142 224H145L144 228H143ZM72 228L74 229L75 227L73 226ZM67 229H68V234H66L65 236L70 237V235H69L70 234V228H67ZM160 229L161 230L163 229L162 226L160 227ZM8 233H9V229H8L7 224L0 221V252L2 254L3 253L6 254L8 252V250H7L8 248L5 247V246H9V244H10ZM176 234H177V236H176ZM185 234H186V237H185ZM179 235H180V237H179ZM219 235H221L222 237L224 236V237L222 238ZM248 235L249 236L251 235V238ZM240 239H241V241H242V239H244L245 242L241 243L239 241ZM35 247H37V246L33 245L31 248L35 252L25 253L23 251H20L21 259L18 261L17 264H52V260H50V259L49 260H43L42 258L38 259V252H41L42 248L40 251L39 250L40 248L38 249V247H37L35 249ZM224 253L226 254L225 259H223ZM251 254H252V257L249 258L248 255H251ZM23 255H28L29 259L25 260L26 257H23ZM262 255H264V254H262ZM163 256L166 257V263L162 261ZM217 260H218V262H217ZM262 260L264 261V257L262 258ZM58 264H62V263H58ZM202 264H206V259H204Z\"/></svg>", "mask_w": 264, "mask_h": 264}]
</instances>
